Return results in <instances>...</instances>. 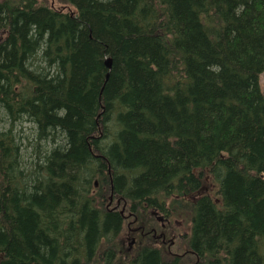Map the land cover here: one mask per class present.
<instances>
[{
    "label": "trees",
    "instance_id": "obj_1",
    "mask_svg": "<svg viewBox=\"0 0 264 264\" xmlns=\"http://www.w3.org/2000/svg\"><path fill=\"white\" fill-rule=\"evenodd\" d=\"M57 2L0 0V264H163L116 257L146 211L264 264V0Z\"/></svg>",
    "mask_w": 264,
    "mask_h": 264
},
{
    "label": "flooded vegetation",
    "instance_id": "obj_2",
    "mask_svg": "<svg viewBox=\"0 0 264 264\" xmlns=\"http://www.w3.org/2000/svg\"><path fill=\"white\" fill-rule=\"evenodd\" d=\"M118 206L119 205H117V207ZM125 224L128 230L135 234L134 240H130L129 245L135 243L137 238L138 242L136 243V247L137 245L139 247L147 245L152 246L159 251L160 248H163L168 254L170 248L175 245L176 238L184 236V232L176 231L178 229V221L170 215V211H167L166 214L159 211H146L141 215H138V217L135 214L127 213L126 218H124V226ZM125 251L128 253H126L127 255L125 256L124 261L133 258V256L130 257L134 252L133 246L128 247L127 249L125 248ZM170 259L167 261L162 260V263L173 264L174 260Z\"/></svg>",
    "mask_w": 264,
    "mask_h": 264
},
{
    "label": "rangeland",
    "instance_id": "obj_3",
    "mask_svg": "<svg viewBox=\"0 0 264 264\" xmlns=\"http://www.w3.org/2000/svg\"><path fill=\"white\" fill-rule=\"evenodd\" d=\"M39 3H42L48 7H54V8H57V7H60L62 6L61 4H59L57 1L58 0H37ZM259 88H260V91L262 93H264V73H262L259 77ZM8 125L4 122H0V129L2 130H7L8 129ZM31 128V125H29L28 122H21V124L17 125L15 127V133L19 135H24L26 136L27 134L29 135L30 134V129ZM22 143H23V146L26 145V142L25 140H22ZM30 150H28V154L27 155V158H26V161L29 159V156H30ZM188 215H190L189 213H177V214H174V218L178 221V229L176 231H182L184 232V236H180L179 238L177 237L176 240H175V245H173L171 248H170V252L168 254V252H166L163 248H160V251H161V254L163 256V260L164 261H167L168 259L172 258L175 254H177L178 256H185L187 250H186V236L188 235L189 233V228H190V222H189V218H188ZM121 239H120V246H121V250L120 252H116V257L118 259V261H121V263L124 261V258L125 256L127 255L126 253H128L127 251L124 250V248H128V247H134V249L136 248V243L138 242V239L136 238V242L129 245L130 243V240H134V237H135V234H133L131 231L128 230L126 224L123 228V231H122V234H121ZM136 250H134L133 254L130 255L133 256L136 252ZM172 255V256H171ZM190 255V254H189ZM172 260V259H170ZM180 260V259H179ZM183 261L184 263L186 264H191V259L190 257H187L186 260H184L183 258Z\"/></svg>",
    "mask_w": 264,
    "mask_h": 264
},
{
    "label": "water",
    "instance_id": "obj_4",
    "mask_svg": "<svg viewBox=\"0 0 264 264\" xmlns=\"http://www.w3.org/2000/svg\"><path fill=\"white\" fill-rule=\"evenodd\" d=\"M105 66L109 69L110 68V62L107 60L106 62H105Z\"/></svg>",
    "mask_w": 264,
    "mask_h": 264
}]
</instances>
